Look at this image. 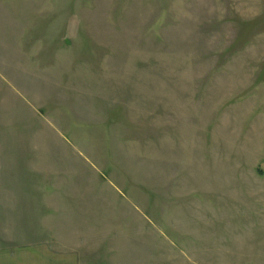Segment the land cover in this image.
<instances>
[{"label": "rangeland", "instance_id": "1", "mask_svg": "<svg viewBox=\"0 0 264 264\" xmlns=\"http://www.w3.org/2000/svg\"><path fill=\"white\" fill-rule=\"evenodd\" d=\"M41 242L264 264V0H0V245Z\"/></svg>", "mask_w": 264, "mask_h": 264}, {"label": "crops", "instance_id": "2", "mask_svg": "<svg viewBox=\"0 0 264 264\" xmlns=\"http://www.w3.org/2000/svg\"><path fill=\"white\" fill-rule=\"evenodd\" d=\"M79 262L77 250L63 248L61 243L0 245V264H79Z\"/></svg>", "mask_w": 264, "mask_h": 264}]
</instances>
